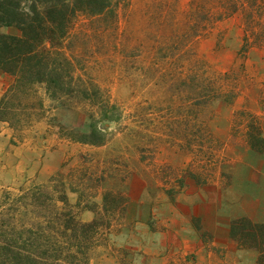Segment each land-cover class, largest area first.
I'll return each mask as SVG.
<instances>
[{"label":"rangeland","instance_id":"rangeland-1","mask_svg":"<svg viewBox=\"0 0 264 264\" xmlns=\"http://www.w3.org/2000/svg\"><path fill=\"white\" fill-rule=\"evenodd\" d=\"M223 1L112 0V12L78 18L77 73L96 85L116 120L100 121L98 109L83 100L65 106L45 101V117L18 134L39 142L44 151L59 149L65 166L51 183L34 173L0 188V239L55 216L63 207L57 198L72 185L76 192L66 191V196L78 218L110 223L87 251V264H102L109 253L122 264H140L143 248L152 250L155 243L150 234L168 228L170 218L181 222L180 207L203 189L193 174L228 191L223 181L227 174L232 180L234 148L242 138L232 130L246 122L235 114L243 108L264 112V47L242 48L238 15L203 26L205 10L212 7L215 12ZM193 65L224 89L235 85L238 91L232 104L218 99L196 108L195 124L186 117L191 102L183 84L172 81ZM91 124L105 134L103 145L71 141L80 139ZM102 175L104 182L89 188L88 178ZM141 189L150 205L147 222H126L112 199L102 206L105 192L120 191L129 204ZM198 223L199 218L192 217V227ZM186 258L194 262V252H179L174 264H184Z\"/></svg>","mask_w":264,"mask_h":264},{"label":"trees","instance_id":"trees-1","mask_svg":"<svg viewBox=\"0 0 264 264\" xmlns=\"http://www.w3.org/2000/svg\"><path fill=\"white\" fill-rule=\"evenodd\" d=\"M222 3L224 6L221 4L215 12L212 7L205 10L203 26L209 28L238 15L244 31L242 48L263 45L264 0H227ZM108 11H113L112 0H0V71L13 77V82L0 99V122L18 132L45 117L48 113L45 101L65 106L76 99L96 107L100 121L116 120L108 102L98 95L96 85L77 73L74 53L78 18L96 17ZM4 27L17 29L19 35L2 33L1 28ZM174 76L177 79L172 81L183 84L187 102H191L186 117L194 124L198 120L196 108L205 107L218 99L232 104L238 95L235 85H228V89H224L225 86L218 85L215 79L207 77L196 65L191 66L187 74L182 71ZM39 91H42V95H39ZM236 117L245 118L246 122L235 126L232 135L242 133V139L249 148L262 153L264 131L259 117L244 108L236 112ZM193 134L196 133L193 131ZM104 138L105 134L91 124L89 131L82 134L80 139L71 141L97 147L104 144ZM59 174L58 171L52 175L48 183ZM226 176L223 184L227 187L230 175ZM191 178L199 186L211 183L200 180L195 174ZM105 179L103 175L98 179L88 178V186L97 189ZM66 191L76 192L72 185L63 188L57 198L63 207L55 216L44 223H33L31 228L18 236L9 234L0 239V264H87V251L99 231L108 230L110 223L97 219L81 221L78 214L72 211ZM108 199L116 201L120 214H123L126 199L122 193H103L104 209ZM230 237L240 249H255L258 263L264 264L263 223L245 217L234 219L230 223Z\"/></svg>","mask_w":264,"mask_h":264},{"label":"crops","instance_id":"crops-1","mask_svg":"<svg viewBox=\"0 0 264 264\" xmlns=\"http://www.w3.org/2000/svg\"><path fill=\"white\" fill-rule=\"evenodd\" d=\"M1 32L19 35V31L13 27L1 28ZM257 47L263 48L264 44ZM260 72L264 80V65L260 67ZM0 79L3 80L0 82L1 99L13 82V77L0 71ZM256 110L258 109H250V112L259 116L264 131V112L258 113ZM0 130V188L12 185L25 175L33 176L34 173H37L38 179L48 181L62 168L63 158L59 149L44 151L39 142L19 137L17 131L3 122H0ZM16 138H19L18 143L9 144L10 139ZM234 149L235 166L232 180L227 186L228 191L222 192L220 188L212 187L215 183L201 186L203 189L200 194H196L199 199L191 197L182 209L180 207V212L184 210L181 222L177 218H170L168 228L150 234L155 237V243L152 250L143 248V254L139 256L140 264H174L179 252L184 254L188 251L194 252V262L186 258L184 264H259L255 249H240L230 237V223L234 219L245 217L264 224V151H252L242 138ZM136 197L129 204L126 202L120 216L128 223H132L134 218H138L137 222H147L150 205L143 189ZM192 217L199 218L196 228L192 227ZM100 262L122 264L117 256L110 253L105 254Z\"/></svg>","mask_w":264,"mask_h":264}]
</instances>
